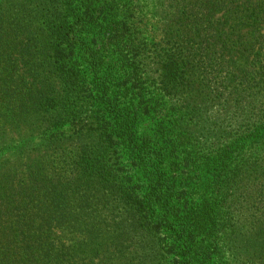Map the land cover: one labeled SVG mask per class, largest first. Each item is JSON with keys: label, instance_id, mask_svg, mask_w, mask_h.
Segmentation results:
<instances>
[{"label": "trees", "instance_id": "obj_1", "mask_svg": "<svg viewBox=\"0 0 264 264\" xmlns=\"http://www.w3.org/2000/svg\"><path fill=\"white\" fill-rule=\"evenodd\" d=\"M25 1L0 10V264H264V0Z\"/></svg>", "mask_w": 264, "mask_h": 264}, {"label": "rangeland", "instance_id": "obj_2", "mask_svg": "<svg viewBox=\"0 0 264 264\" xmlns=\"http://www.w3.org/2000/svg\"><path fill=\"white\" fill-rule=\"evenodd\" d=\"M20 4H22V6H23L24 4H26V1L25 0H0V6H1L0 10H4L6 12L22 10L23 8L20 7ZM31 7L32 6H29V8H31ZM151 68L153 70V74L154 73L156 74V72H155L156 70L155 69L157 68V66L155 64H151ZM221 108H222L221 105H219V104L217 105L216 104L213 107V110H214L215 113H217ZM225 117H226V115L223 118H225ZM227 117H228V119L233 117L232 112L227 113ZM46 154L47 153L43 151L41 156H45ZM53 154H54V151H50L49 152V155H53ZM15 159H16V157H15ZM19 174H20V177L22 178L23 172H22V170L20 168H19ZM121 211H122L121 207H117L114 210H112L110 215H109V220L111 221V219L114 217V216H112L114 213L121 212ZM228 254H229V256H231L233 264H242V262H241L242 256H239V254L235 255L233 252H228ZM126 262H128V260H126Z\"/></svg>", "mask_w": 264, "mask_h": 264}]
</instances>
